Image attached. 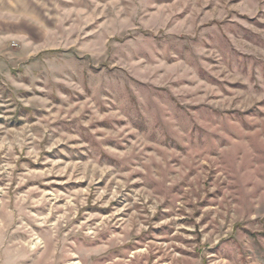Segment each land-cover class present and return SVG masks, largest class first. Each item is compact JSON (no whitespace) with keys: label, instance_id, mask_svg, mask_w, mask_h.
Segmentation results:
<instances>
[{"label":"rangeland","instance_id":"rangeland-1","mask_svg":"<svg viewBox=\"0 0 264 264\" xmlns=\"http://www.w3.org/2000/svg\"><path fill=\"white\" fill-rule=\"evenodd\" d=\"M0 264H264V0H0Z\"/></svg>","mask_w":264,"mask_h":264}]
</instances>
